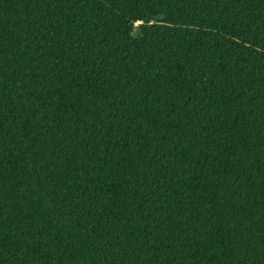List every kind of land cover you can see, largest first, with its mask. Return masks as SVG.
<instances>
[{
	"label": "trees",
	"instance_id": "1",
	"mask_svg": "<svg viewBox=\"0 0 264 264\" xmlns=\"http://www.w3.org/2000/svg\"><path fill=\"white\" fill-rule=\"evenodd\" d=\"M0 264H264V0H0Z\"/></svg>",
	"mask_w": 264,
	"mask_h": 264
}]
</instances>
